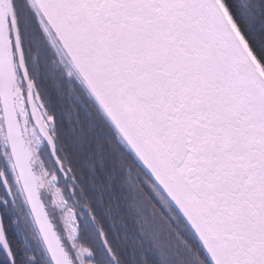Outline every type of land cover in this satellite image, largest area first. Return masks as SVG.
<instances>
[{
  "label": "snow or ice",
  "instance_id": "obj_1",
  "mask_svg": "<svg viewBox=\"0 0 264 264\" xmlns=\"http://www.w3.org/2000/svg\"><path fill=\"white\" fill-rule=\"evenodd\" d=\"M0 264H264V0H0Z\"/></svg>",
  "mask_w": 264,
  "mask_h": 264
}]
</instances>
